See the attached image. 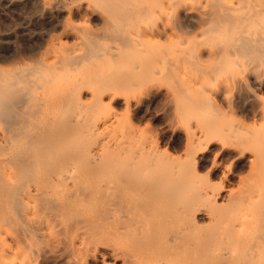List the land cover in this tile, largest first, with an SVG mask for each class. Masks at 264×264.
Here are the masks:
<instances>
[{
  "label": "bare ground",
  "instance_id": "6f19581e",
  "mask_svg": "<svg viewBox=\"0 0 264 264\" xmlns=\"http://www.w3.org/2000/svg\"><path fill=\"white\" fill-rule=\"evenodd\" d=\"M23 6L56 22L38 42L32 27L0 28V264L117 257V234L98 231L115 233L105 224L118 210L131 243H145L124 264L188 247L201 264H264V0H0L13 19ZM154 101L161 137L134 117ZM183 122L177 160L166 141ZM206 152L230 186L195 181ZM195 203L210 205L211 227L186 242ZM174 204L187 206L178 230ZM157 225L177 250L157 249Z\"/></svg>",
  "mask_w": 264,
  "mask_h": 264
},
{
  "label": "rangeland",
  "instance_id": "374dc122",
  "mask_svg": "<svg viewBox=\"0 0 264 264\" xmlns=\"http://www.w3.org/2000/svg\"><path fill=\"white\" fill-rule=\"evenodd\" d=\"M52 1V0H51ZM53 1H55V0H53ZM57 1V0H56ZM31 7V8H30ZM23 6V9H22V7H21V9H18L17 11L18 12H14V14H15V18L13 19V17H14V15L13 14H10V15H7L8 14V11H7V13H5L6 12V10L3 8H0V16L2 17H0V28L2 27V28H5V27H8V29H10L9 28V26L11 27V26H14V27H12L10 30H7V32H9V31H11L12 29H14L15 27H17V28H23V27H32L31 29L33 30V35L34 36H36V38H35V42H38L40 39H41V36L56 22V20L54 21V20H51V18H37V15L35 14V13H33L34 11V8L32 7V6ZM5 14V15H4ZM13 17H12V16ZM6 18V19H5ZM42 19V20H41ZM45 21H47V22H45ZM50 21H51V23H50ZM52 21H53V23H52ZM51 25V26H50ZM49 27V28H48ZM5 29H7V28H5ZM45 29H47V30H45ZM1 30V29H0ZM44 31V32H43ZM156 102V103H155ZM155 103V104H154ZM159 104H161V102H159V101H154V102H151V104L150 103H147V104H145L144 105V107H143V111H141L137 116H138V118H137V116H135L134 115V117H135V121H139L138 122V124H140L142 127H146V129H147V127H148V130H149V132H150V130H151V134L153 135L154 134V137H158V136H160V135H164V133H165V131L166 130H164V129H166L167 127H166V124H167V118L166 119H164L163 118V116H162V114H160V115H158V112L160 111V109H162V107H163V105L161 104V105H159ZM117 104H115L113 107H114V111H116L117 110V112H118V114L119 113H121V115L122 114H124L125 112H127L126 110H128L124 105H122V104H120V106L119 105H117ZM146 105H147V109L148 110H150L149 112H148V110H146L145 109V107H146ZM149 106V107H148ZM159 109V110H158ZM145 111V112H144ZM146 111H147V114H146ZM206 112H207V114L208 113H210V111L208 112L207 110H206ZM129 113V111L127 112V113H125L126 115ZM133 114H134V111H133ZM141 114V115H140ZM162 119H164V121L162 120ZM183 120L184 121H186V123H187V125H190V124H188L189 123V121L187 120V119H185V118H183ZM195 121V120H194ZM196 122V121H195ZM195 122H193V125L191 126V128H192V130L194 129V130H198L199 128L198 127H196V129L194 128L195 126L194 125H196V126H199V124L197 125V124H195ZM164 123V124H163ZM185 123L183 122V124L181 123V125H182V127L181 128H185L184 126L186 125H184ZM184 125V126H183ZM180 128V129H181ZM187 128H189V126L187 127ZM188 130V129H187ZM187 130H186V128L184 129V130H178L177 132H176V134H174L173 136H172V134H169V136L168 137H171V138H167V140H169V141H166L168 144H170V145H168L169 147H171V149H172V151H174V155H176L175 157H177V155L179 156L178 157V159L177 160H179L180 158H184V155H185V153H184V151H186L185 149H184V147H185V137H186V135H184V134H182V133H185L186 134V132H187ZM184 131V132H183ZM179 135H178V134ZM181 133V134H180ZM156 135H158V136H156ZM174 136H177V137H175L174 138ZM181 136V138H180V140L181 139H184V141L183 140H179V137ZM161 137V136H160ZM159 139H161V138H159ZM171 139V140H170ZM183 142H184V145H183ZM176 146L175 148H174V146ZM179 146H180V148L183 146V148H181L180 149V151L178 150L179 149ZM174 148V149H173ZM176 148H178V149H176ZM186 148V147H185ZM175 150H178V151H175ZM207 153V154H206ZM206 153H203V155H201V156H203L202 157V159L200 160V167H199V174L197 175V178L195 179V181L197 182V180H198V176H200L199 177V179L200 180H198V182L197 183H202L203 181H208V183L209 184H211V186H210V189L212 190V188H214V189H216V188H218V187H227V186H230V181H229V179L228 178H224L223 177V173H222V169L220 170H215L214 168H213V162H214V158H213V156H214V153L213 152H206ZM209 153V154H208ZM212 153V154H211ZM181 156V157H180ZM179 163V162H178ZM230 162H227L225 165H226V168L225 169H228V167L230 166V164H229ZM180 165V164H179ZM178 165V166H179ZM207 179V180H206ZM192 181V180H191ZM195 181H193V183L195 182ZM200 181V182H199ZM204 183V182H203ZM191 184H192V182H191ZM190 183H189V186L191 185ZM196 184V183H195ZM193 186V185H192ZM186 189V188H185ZM187 189H188V187H187ZM185 192H183V194H184ZM182 194V195H183ZM181 195V198L183 199V196ZM181 198L180 199H178L177 198V204H179L180 203V201L179 200H181ZM184 200H186V199H184ZM203 200H205V199H200V201H203ZM208 200V199H207ZM182 202V201H181ZM185 202V201H184ZM204 202V201H203ZM203 202H201V204H204L205 202H208V201H205L204 203ZM210 202V201H209ZM208 202V203H209ZM176 203V202H175ZM205 204V205H200V203H199V205H196V204H198V203H195V204H192L191 206L193 207V206H196V208L198 209V210H201V212L200 211H198L197 209H196V211H194V210H192L191 211V213L188 215L184 210V207H187V206H185V204H186V202H185V204L183 205V207L181 208V209H179V211L180 212H184V214L186 213V215L189 217L190 215V218H192V214H194L193 212H196L195 214H194V216H193V219H195V217H196V219L195 220H193V219H188L187 218V216L186 215H184V216H186V218H187V220L184 218V216H183V213L181 214L182 216H183V220L185 219V221H186V223H182L183 222V220H182V222H181V218H182V216H179L180 215V212H179V214H177L178 212L177 211H175V209L177 210V208L179 207H177V208H174L175 206H177V204H174V205H172V207H173V212L175 211V213L176 214H172V216H174V215H176V216H174L173 218H172V221L170 220V221H168V222H172L171 223V225H172V227L174 228H176L177 230H178V227L180 228L182 225L185 227V225H186V230H185V233L186 232H189L188 234L186 233V234H184V241H186V242H188L189 241V239L191 238L192 239V241H195V240H198L197 238H199L201 235H202V233H205L210 227H211V221H210V219H209V216L207 215V214H205L206 212H204L203 213V211H205V207H207V205L208 206H210L209 204ZM181 204V203H180ZM182 204H183V202H182ZM210 204L212 205V203L210 202ZM91 205V204H90ZM90 205H88L87 206V208L88 207H90ZM181 206V205H180ZM200 206V207H199ZM202 206V207H201ZM205 206V207H204ZM92 208V205H91V207L89 208V210ZM199 208H201V209H199ZM156 208H154V211L156 212L157 210H155ZM158 209V208H157ZM193 209H195V208H193ZM203 209V210H202ZM121 212L122 211H117V212H115L114 214H112V219H113V221H114V223L112 222V221H109V219L111 218H109V219H107L106 220V222H108V225H107V223L105 224L106 225V228H107V230H111V229H113L112 230V233H114L113 231L114 230H116V231H119V232H117L116 233V231H115V233L114 234H112L111 235V231L110 232H108V231H106V230H100V231H98L99 233L101 232L102 234H104L105 232H107L110 236H113V235H115V234H117L116 236H113L112 237V239L109 241V239L107 240L108 241V243H110L111 242V244H114V243H112L113 241H115V246H118V247H120L121 249L123 248V252L121 251V249H120V251L119 252H121L122 254H124V256L121 254V253H119V254H121V255H118L117 257H115V255L113 254V253H111V249H105V248H103L102 249V252H99L98 254H100L99 255V257L98 258H93V257H90L89 258V262L87 261L86 262V264H124V258L123 257H125L126 256V253H124L125 252V250H128V251H131L132 249H134L136 246L135 245H137V243L135 244V245H133V241H132V243H131V232L128 234V233H126L125 232V229L123 228V223L125 222V220L123 221L122 219H124L123 218V215H124V213L122 212V214H121ZM153 213V211H152V213L154 214H152L153 216H155V219L149 214V216L152 218V219H154V220H156V219H158V218H161V215H156V213ZM158 212V211H157ZM158 213H160V211L158 212ZM122 215V219H120L121 218V215ZM120 215V216H119ZM181 217L180 219H179V217ZM196 215V216H195ZM207 215V216H206ZM175 217H176V219H175ZM151 218H150V220H151ZM178 218V219H177ZM112 219H110V220H112ZM122 220V221H121ZM196 220H197V224H195L194 225V223L196 222ZM157 221H159V222H157ZM160 221L161 220H156V222L157 223H160ZM182 223V224H180V222ZM184 221V222H185ZM192 221H195V222H193V224L192 225H190L191 223H192ZM105 222V221H104ZM152 221H150V223H151ZM162 222V221H161ZM117 223V225H116V227H115V229H114V224H116ZM155 222H153L152 224H154ZM163 223V222H162ZM162 223H160V224H162ZM167 222H164L163 223V226H161V228L159 227V230H162L163 229V227L165 226V228H164V230L166 229V230H169V228H171L172 229V227H171V225L170 224H166ZM187 223H188V225L189 226H193L194 225V227H193V229H192V227H191V230H189L190 229V227H189V229H188V225H187ZM104 224V223H103ZM113 224V225H112ZM164 224H166V225H164ZM176 224V225H175ZM181 226H180V225ZM105 225H103L104 226V228L103 229H105ZM168 225V226H167ZM170 225V226H169ZM178 225V226H177ZM102 226V227H103ZM158 226L159 225H157V226H155V228L157 227V230H158ZM177 226V227H176ZM183 226L180 228V230H184L183 229ZM111 227H113V228H111ZM117 227H118V229H117ZM168 227V228H167ZM109 228V229H108ZM174 228V229H175ZM86 229V230H85ZM85 229H83V230H85V231H88L87 230V228H85ZM169 230V231H167L166 232V230L165 231H161V232H164V233H168V235H170V234H172L173 235V233H174V231H172V230ZM187 229H188V231H187ZM90 230V229H89ZM158 230V231H159ZM176 230V231H177ZM84 231V232H85ZM93 231V230H92ZM80 232H82L81 230H80ZM84 232H82V234H84ZM90 232V231H89ZM156 232V233H155ZM160 232V231H159ZM160 232V234L159 233H157V231L155 230L154 231V234L155 235H158L159 234V237H161V235H162V233ZM169 232H171V233H169ZM92 233H94V232H92ZM91 233V234H92ZM100 233V234H101ZM106 233V234H107ZM119 233V234H118ZM163 233V234H164ZM85 235H87V232H85ZM105 235V234H104ZM104 236V237H107V238H110V236ZM132 235H133V239H134V234L132 233ZM166 235L167 234H165V236L164 235H162V236H164V237H166ZM171 235V236H172ZM185 235H187L186 236V238H185ZM200 235V236H199ZM89 237L91 236L90 235V233H89V235H88ZM100 236H103V235H100ZM130 236V237H129ZM171 236H169V237H171ZM196 236V237H195ZM199 236V237H198ZM164 237H162V238H164ZM168 237V239H167V237L165 238V239H163V241H165V242H162L160 239L161 238H159V239H157L158 241H161V243H159V247H157V245H156V247H157V249L159 250L160 249V247L161 246H165L166 244V247H161L162 249L161 250H165L164 248H167V246L169 245V244H171V245H174L173 247L172 246H168V247H171V248H175V244H173V240H171L170 238ZM193 237H195L194 239H193ZM156 238H158V237H156ZM106 238H104V240H105ZM171 240V242L172 243H169L167 240ZM187 239V240H186ZM106 241V240H105ZM191 241V240H190ZM189 241V242H190ZM134 242H135V239H134ZM166 242H168V243H166ZM163 243V244H162ZM164 243H166V244H164ZM175 243V242H174ZM110 244V246H112ZM145 243H140V242H138V247L139 246H141V245H143V247L141 246V250H142V248H144L145 247V245H144ZM160 244H162V245H160ZM131 245V246H130ZM115 246H112L113 248H115ZM129 246V248H127ZM134 246V247H133ZM111 247V248H112ZM132 247V248H131ZM33 249L35 248V247H32ZM31 248V249H32ZM126 248V249H125ZM140 248V247H139ZM193 247H191V249H192ZM118 249V248H117ZM116 249V250H117ZM118 249V250H119ZM167 249H169V248H167ZM166 249V252L167 253H165V251L163 252V255H164V253H165V255H164V257H162L161 259H157L158 260V262H156L157 260L155 259L154 261H153V263H156V264H189L188 262H187V260H198L199 259V262H194V261H192V262H194V264H201L200 262V257H199V254L196 256H194V254H195V250H194V248H193V250H194V252H193V250H191V249H189V247H188V250H190V251H188L187 249H185V250H180V249H176L177 251H175V253H172V251L173 250H170L169 249V251ZM27 250H29V249H27ZM108 252H107V251ZM117 250V251H118ZM161 250H160V252H161ZM30 251H32V252H28V251H26L25 253V255L27 256H25V258H27V259H30V254L32 253L34 256H36L35 255V252H37L36 251V248H35V250L33 251V250H30ZM173 251V252H174ZM104 252V253H103ZM27 253H28V255H27ZM30 253V254H29ZM108 253V254H107ZM171 253V256L169 255ZM197 253V252H196ZM31 254V255H32ZM112 254V255H111ZM32 255V256H33ZM166 255H168L169 257H166ZM32 256H31V258H32ZM105 256V257H104ZM113 256V257H112ZM191 256H193V257H191ZM166 257V258H165ZM35 258V257H34ZM192 262H190V264L192 263ZM193 264V263H192Z\"/></svg>",
  "mask_w": 264,
  "mask_h": 264
}]
</instances>
